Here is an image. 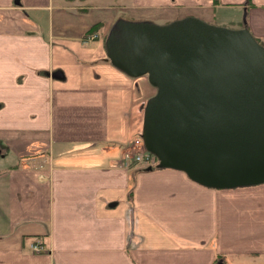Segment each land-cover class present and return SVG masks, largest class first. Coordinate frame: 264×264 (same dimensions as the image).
Segmentation results:
<instances>
[{
	"label": "crops",
	"instance_id": "crops-1",
	"mask_svg": "<svg viewBox=\"0 0 264 264\" xmlns=\"http://www.w3.org/2000/svg\"><path fill=\"white\" fill-rule=\"evenodd\" d=\"M17 1L0 0V264H216L218 255L264 264V183L216 189L134 162L155 89L106 59L121 14L112 1ZM250 2L129 0L127 9L214 19L218 6H243L264 45V0Z\"/></svg>",
	"mask_w": 264,
	"mask_h": 264
},
{
	"label": "water",
	"instance_id": "water-1",
	"mask_svg": "<svg viewBox=\"0 0 264 264\" xmlns=\"http://www.w3.org/2000/svg\"><path fill=\"white\" fill-rule=\"evenodd\" d=\"M245 21L118 18L109 28L106 59L155 87L141 106V138L157 168L216 189L264 183V45Z\"/></svg>",
	"mask_w": 264,
	"mask_h": 264
},
{
	"label": "rangeland",
	"instance_id": "rangeland-1",
	"mask_svg": "<svg viewBox=\"0 0 264 264\" xmlns=\"http://www.w3.org/2000/svg\"><path fill=\"white\" fill-rule=\"evenodd\" d=\"M54 1H56V0H54ZM100 1L101 0H84L83 3L89 4V5H94V4H99ZM109 1H112L113 6L119 10V13L121 11V14L116 19L125 18V19H133V20H151L153 22L162 24V23L169 22V20H166V19L172 20V19L182 18L185 16H195V17H198V18H200L206 22L216 24V25H222V26L229 27V28H237L240 25V20L243 23V19L244 18L246 19V9L243 8V6L241 7L239 5H236V6H234V5H221V6L216 7L215 14L217 16L214 19H211L210 15L204 16L203 12L196 10V9H190V10L177 9L175 11L168 12L165 9L161 10V8H164V7H161L160 9H158V8L148 9L147 10L148 14L141 15L138 18L136 16H133L131 14L130 10L127 9V6L129 5V0H109ZM241 1L244 2L245 0H241ZM133 8L138 10V11H141V12H144L146 10V9H140L137 6H133ZM157 11L159 14H160L159 11H163V13L165 14V17H164V15H161L159 17H158V15H155V12H157ZM29 12H31V11H29ZM244 15H245V17H244ZM221 16H227L228 19H223V18H221ZM228 20H230V21L239 20V22H237V21L230 22ZM109 63L111 64L110 61H109ZM95 72L96 73L94 76L97 77L96 80L104 82V69L102 67H98V68H95ZM141 77L142 76H139V77H136L133 79H140ZM148 86L150 88L149 91L151 90L150 92H152L155 89V87H153L151 84H149ZM150 96H148V97H150ZM133 149H134V153H135V148L133 147ZM4 163L8 165L10 163V158L9 157L5 158ZM240 259H243V258H240ZM247 262L250 263V260L247 259ZM236 263L237 262H235L234 264H236ZM252 263H255V261H252Z\"/></svg>",
	"mask_w": 264,
	"mask_h": 264
},
{
	"label": "built area",
	"instance_id": "built-area-1",
	"mask_svg": "<svg viewBox=\"0 0 264 264\" xmlns=\"http://www.w3.org/2000/svg\"><path fill=\"white\" fill-rule=\"evenodd\" d=\"M94 35L89 34L86 37V41L93 40ZM141 130L137 132L136 137L133 139L132 145L135 148V153L133 155V160L136 163H144L145 165H150L155 163L157 160L156 156L150 152H148L143 145L142 138L140 136ZM30 248L33 252H41L43 251V246L39 243H31Z\"/></svg>",
	"mask_w": 264,
	"mask_h": 264
},
{
	"label": "trees",
	"instance_id": "trees-1",
	"mask_svg": "<svg viewBox=\"0 0 264 264\" xmlns=\"http://www.w3.org/2000/svg\"><path fill=\"white\" fill-rule=\"evenodd\" d=\"M247 2L248 3H251L250 2V0H247ZM214 3H218V0H214ZM173 20V19H172ZM169 21H171V20H169ZM242 23V22H241ZM240 23V24H241ZM243 24V23H242ZM91 31V30H90ZM256 40L259 42V43H261L262 45H263V43L256 37ZM156 164H157V160L155 161V163H153V164H150V165H146L147 167H151V168H156ZM145 165V164H144ZM220 258H221V255H218V257L216 258V260H215V263L216 262H218L219 260H220Z\"/></svg>",
	"mask_w": 264,
	"mask_h": 264
}]
</instances>
